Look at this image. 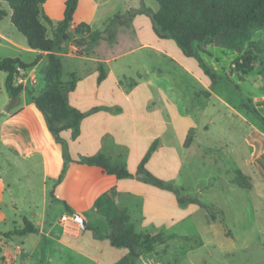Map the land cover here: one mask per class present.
I'll return each instance as SVG.
<instances>
[{"label": "rangeland", "instance_id": "obj_1", "mask_svg": "<svg viewBox=\"0 0 264 264\" xmlns=\"http://www.w3.org/2000/svg\"><path fill=\"white\" fill-rule=\"evenodd\" d=\"M0 2L2 8L9 11L7 3L3 0ZM61 4L62 0H49L47 7H44L45 13L49 12L54 22L61 18ZM78 7L74 14L76 18L84 15L88 7H97L94 20L98 21L100 17L104 19L102 27L97 29L101 32L100 37L106 36L112 40L118 35L126 39L139 35L147 41L149 37L168 39L172 49L170 53L175 49L183 57H178V62H169L160 56L146 61L137 60V56H126L115 67L116 71L126 68L132 71L141 62L150 68L159 67L163 71L161 80L158 79L160 84L173 85L181 94V104H185L183 100L190 96L186 103L188 112H191L189 118L180 120L173 110V116H176L174 121L179 127L180 123L182 127L188 123L194 124L187 131L183 145L191 143L194 136L196 138L189 151H181L180 148L176 151L181 154V169L178 168L175 173V160L172 167L167 169L161 167L155 170L154 161L150 166L153 173L157 171V177L172 183L168 187L178 201L182 199V202L179 201L182 205L193 203L191 199H198L207 206H201L202 209L192 206L194 208L190 210L196 209L195 213L186 220L177 221L169 230L173 235H162V243L167 241L165 247L153 248V245L150 250L142 251L135 264H264V28L254 30L250 40L258 46V63L252 70L242 72L236 69L234 60L249 42L241 43L242 51L218 45H195V55L188 56L172 38L156 33L148 15L149 11L158 8L155 0H81ZM4 19L7 21L6 17ZM76 25L71 24L72 29ZM17 33L22 36L19 31ZM96 44L88 51L84 47L78 48L88 53ZM129 46L119 43L114 48L105 43L100 51H121ZM23 58L29 62L35 58V53ZM62 61L65 68H81L82 65L74 58ZM176 63H182L192 73H186ZM43 70L40 66L37 88L32 87V91L43 86ZM0 75H4L2 70ZM202 84H205L204 88H201ZM2 95L0 93V97ZM13 169L0 156V176L10 184V189L5 190L0 200V264H89L84 256L59 241L47 239V243L38 240L37 233H26L22 238L13 235L6 247L3 233L21 227L23 216L34 221L42 219L45 226L52 224V232H60L59 221L66 228L74 227L66 225L61 218V213L65 212L62 203L44 198L36 189L32 199L25 195L27 181L22 184L15 177L9 179ZM238 171L244 176L239 178L244 186L234 181L238 180ZM113 192L114 189L107 191L114 203ZM167 209L175 220L183 214V210L172 206H167ZM138 214L134 218H138ZM77 227L81 228L79 223ZM81 232L82 235L73 244L98 258L106 256V259L112 260L123 251L106 240V249L100 247V241L91 244V233L85 229Z\"/></svg>", "mask_w": 264, "mask_h": 264}, {"label": "crops", "instance_id": "obj_2", "mask_svg": "<svg viewBox=\"0 0 264 264\" xmlns=\"http://www.w3.org/2000/svg\"><path fill=\"white\" fill-rule=\"evenodd\" d=\"M80 2L81 0L78 1L77 8ZM48 3L49 0H45L44 7H47ZM64 6L65 0H62L61 18ZM0 7H3L2 2H0ZM85 12L79 18L73 15L72 26L78 22H85L93 29H100L104 19L100 17L98 21L94 20L97 16V7H88ZM46 14L51 18L49 12ZM10 15L9 8L5 16L7 21H4L5 17L0 19V56L19 57L27 62L23 58L24 55L30 56L35 53L36 57L40 51L27 46L25 37L19 35L17 29L11 24ZM150 28L148 24V29ZM149 39V41L144 40L139 35L126 39L118 35L109 40L105 36V38L101 37L93 50L88 53L76 52L77 46L70 42H62L60 48L54 52L60 60L69 61L74 58L82 63L81 68L75 66L65 68V63L61 62V80L69 81L70 74H73L75 80L74 88L67 93L68 102L72 107L82 111L84 116L80 121L76 136H73L72 129H65L60 133L71 159L60 181L58 179L64 166L62 145L54 139L42 112L29 99L27 90L22 91L12 112L0 118V156L8 167H14V172L9 179L15 177V180L22 184L27 181L25 195L30 199L36 195V189L44 198H49L55 203L65 202L74 211L72 215L78 213L88 225L87 229L79 228L77 224L66 221V225L74 226L66 228L59 221L58 225L61 230L57 233L52 232L54 230L52 224L45 226L42 219L31 220L37 229L35 233L38 234V240L47 243V239L59 241L84 256L89 264H114L128 254V250L122 248L121 254L109 260L106 256L98 258L73 244V241L78 240L82 235V229L91 233L92 241L89 243L100 241V247L104 249L107 247L105 240L110 244L107 238L94 237L90 227L94 228L99 235L109 234L107 219L98 211L94 203L98 197L111 189H114L113 200L118 207L126 208L128 211L137 210L138 216L143 221L141 225L156 230L161 235H173L169 230L177 221L186 220L195 213L196 209L190 210L191 208L202 209L196 203L189 202L187 205H182L173 190L168 187L172 183L157 177V171L153 173L152 166H150L154 161L155 170H160L161 167L167 169L172 167L175 160L177 166L175 173L178 168L181 169V154L176 151L178 148L181 151H189L195 144L196 138L194 136L191 143L183 145L187 131L194 124L188 123L186 127H182L180 123L179 127L174 119L176 116H179L180 120L189 118L191 112H188L186 103L190 96H186L183 100L185 104H181V94L173 85L160 84L158 79L161 80L160 75L163 71L159 67H151L154 68L151 69L150 66L141 62L132 71L127 70L128 68L120 71L115 69L120 64V60L126 56H137L136 59L140 61L157 56L169 62H178V57L183 59L179 51L175 49H173L175 52L170 53L169 50L172 49L168 39L155 37H149ZM105 43L114 48H117L119 43L130 46L121 51L107 50L103 53L100 48ZM41 53L42 57L36 65L22 69L16 74V76L25 78L27 86L23 87L26 89L37 88V72L40 73V66L43 69L47 67L48 53L46 51ZM176 64L181 69L183 67L186 73H192L182 63ZM101 70L102 77H100ZM2 72L4 75H0V93L4 95L0 97V112L4 111L10 101L5 90L7 73ZM65 75L67 77H64ZM32 81L36 84L33 85ZM13 83L17 85L16 77L13 78ZM204 87L205 84H202L201 88ZM38 91L39 89L33 92ZM201 103L204 102L201 101ZM174 109L176 116H173ZM202 126L204 128V124ZM97 154L107 157L112 165H123L129 171L130 176L118 178L115 174L106 172L101 166L79 162L84 157ZM145 156L147 159L143 162V170L139 174L138 167ZM145 172L159 179L161 185L146 178ZM8 189H10L8 180L0 176V200L5 190ZM52 195L56 199H52ZM11 198L14 199L13 196ZM167 206L183 210L182 216L175 220ZM64 211L61 215H68L65 207ZM11 237L6 239V247L11 243ZM166 244L167 241L156 243L153 248L165 247ZM5 253L8 254L7 248Z\"/></svg>", "mask_w": 264, "mask_h": 264}, {"label": "trees", "instance_id": "obj_3", "mask_svg": "<svg viewBox=\"0 0 264 264\" xmlns=\"http://www.w3.org/2000/svg\"><path fill=\"white\" fill-rule=\"evenodd\" d=\"M11 10V24L25 37L29 48L40 51L35 59L24 62L19 57H1L0 70L7 73L5 90L10 97L9 103L0 118L12 112L19 101L20 94L25 89L29 99L42 112L46 125L54 139L61 143L64 155V166L58 181L71 161L67 154L66 143L60 133L65 129H72L76 136L84 113L72 107L68 102V91L75 86L73 74L70 80L63 82L62 64L54 51L65 41L72 42L77 48L84 47L88 51L101 38V32L93 29L85 22L71 27L74 12L79 0H65L63 16L54 22L44 11L45 0H3ZM156 10L149 11L156 33L162 37L172 38L178 47L188 56H194L195 45H218L236 51H242L241 43L249 42L247 48L234 60L236 69L246 72L252 70L258 63V46L250 41L254 30L264 28V0H155ZM7 15V10L0 7V19ZM76 52L81 53V49ZM83 49V48H82ZM46 51L48 64L41 72L43 86L37 93L26 89L22 85H14L13 78L18 68H31L36 65ZM103 76L101 70L100 77ZM153 148V146H152ZM144 157L138 167V173L143 170ZM79 162L101 166L106 172L115 174L118 178L129 177V171L123 165H112L102 154L84 157ZM146 178L152 179L157 185L161 181L150 173L145 172ZM240 186H244L239 178L244 177L238 171ZM242 176V177H241ZM52 199H56L52 195ZM182 202V199L179 198ZM202 207H206L198 199H191ZM66 211L72 215L73 210L63 202ZM108 222L109 234L99 235L91 228L94 237L107 238L113 247L126 248L128 254L121 257L114 264H135L142 251L150 250L154 244L162 243L164 237L160 232L141 225L140 217L134 218L137 210L119 209L110 199L108 193H103L94 203ZM37 229L27 217H22V226L14 227L3 233L6 239L13 235L35 233Z\"/></svg>", "mask_w": 264, "mask_h": 264}, {"label": "built area", "instance_id": "obj_4", "mask_svg": "<svg viewBox=\"0 0 264 264\" xmlns=\"http://www.w3.org/2000/svg\"><path fill=\"white\" fill-rule=\"evenodd\" d=\"M23 68H18V72L16 74L19 73V71H21ZM16 74L14 75V77H16L17 79V85H22L24 86L25 84V78L22 77V76H16ZM63 220L65 221H68V222H72V223H75V224H78V221H76L74 218H73V215H62L61 217Z\"/></svg>", "mask_w": 264, "mask_h": 264}, {"label": "water", "instance_id": "obj_5", "mask_svg": "<svg viewBox=\"0 0 264 264\" xmlns=\"http://www.w3.org/2000/svg\"><path fill=\"white\" fill-rule=\"evenodd\" d=\"M73 218L78 221V223L80 224V227L81 228H85L87 229L88 228V225L86 223V220L81 216L79 215L78 213L77 214H74L73 215Z\"/></svg>", "mask_w": 264, "mask_h": 264}]
</instances>
